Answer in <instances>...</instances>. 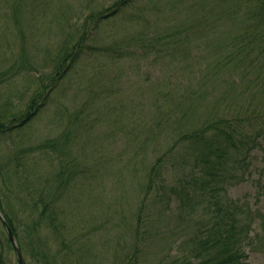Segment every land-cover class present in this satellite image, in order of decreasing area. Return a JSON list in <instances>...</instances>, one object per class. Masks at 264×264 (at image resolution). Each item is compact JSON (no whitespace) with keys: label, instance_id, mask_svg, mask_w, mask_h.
Masks as SVG:
<instances>
[{"label":"rangeland","instance_id":"374dc122","mask_svg":"<svg viewBox=\"0 0 264 264\" xmlns=\"http://www.w3.org/2000/svg\"><path fill=\"white\" fill-rule=\"evenodd\" d=\"M115 1L0 0V74L6 75V81L0 82V106L9 101L12 112H17L35 90L42 92L39 111L5 138L1 162H10L13 151L34 146L29 151V183L38 190L49 189L50 155L56 154L66 178V192L55 203L62 225L34 233L41 262L33 255L28 256V264H50L56 250L65 254V237L68 247H80L87 264H121L124 245L118 248V241H130L126 217L136 220L142 197L139 181L144 182L152 160L162 153L165 137L173 130L170 118L184 116L178 102L191 99L197 91L198 102L211 111L216 92L225 95L222 84L220 88L200 83L191 74L193 59L209 58V47L207 38H199L180 23L190 10V0L183 8H174L175 0H134L114 10ZM83 29L82 59L52 84L49 78L58 56L66 48L71 50ZM184 43L187 50L190 45L192 58L181 62L187 56ZM101 47H115L119 53ZM224 99L222 112L229 102ZM166 102L175 116L163 114ZM186 102L196 106L192 100ZM194 110L196 116L208 114L202 108ZM225 111L231 113L229 104ZM48 140L56 142V150H39ZM263 165L264 143L253 152L249 179L229 189L232 197H246L264 209ZM4 204L12 209L7 197ZM19 220L21 224L22 216ZM23 228L22 223L26 235ZM0 231L4 239L1 224ZM6 241L5 263L19 264L15 248ZM162 247L157 233L150 246L151 263L158 264ZM248 256L252 264H264L263 251L249 250ZM65 258L69 261V256ZM70 259H74L71 252Z\"/></svg>","mask_w":264,"mask_h":264},{"label":"trees","instance_id":"16d2710c","mask_svg":"<svg viewBox=\"0 0 264 264\" xmlns=\"http://www.w3.org/2000/svg\"><path fill=\"white\" fill-rule=\"evenodd\" d=\"M132 1L116 0L112 8L117 10ZM184 1L175 0L174 8H183ZM190 3L187 7L190 10L180 23L187 26L186 30L200 34L199 38H207L209 47V58L193 59L195 67L191 74L200 83L220 88L222 84L225 95L217 91L214 105L207 112L198 102L197 91L191 99L186 97L178 102L184 116L170 118L173 130L165 137L162 153L152 160L144 182L139 181L142 197L135 210L136 220L130 222L126 217L130 241H118V248L126 246L119 252L121 264H153L149 259L150 246L157 233L163 246L161 257L156 251L154 254L158 264H252L249 250L264 252V209L255 207L246 197H232L229 193L232 186L249 179L253 152L264 143V0H190ZM84 43L85 29L77 34L71 50L66 48L58 56L56 70L49 78L52 84L82 59ZM184 49L187 56L181 62L192 58L190 45L188 51L184 43ZM101 50L119 53L115 47ZM5 81L6 75L0 74V82ZM46 87L42 83V88ZM39 90L17 112H12L9 101L0 106V155L5 138L27 125L33 117L30 115L39 111L42 97ZM225 97L229 102H225L222 112ZM186 100H192L197 109L202 108L201 112L208 114L196 116L195 107ZM227 104L230 114L225 111ZM169 105L163 103L162 106H168L163 114L175 116L168 112ZM42 145L44 148L39 150L57 147L55 141L49 140ZM33 147L11 152L10 162L2 163L0 157V209L18 240L26 264L28 256L33 255L41 262L34 233L41 228L57 230L62 225L55 203L66 192L64 169L56 161L57 154L50 155L51 169L46 176L49 189L38 190L29 183L27 170H32L29 151ZM260 172V178H264V165ZM135 177L141 178L136 174ZM31 187L36 188L33 190L36 194L33 195ZM5 197L10 201V210L4 204ZM17 202L22 204L20 208ZM21 216L26 235L21 229ZM0 224L3 228L1 218ZM4 230L6 243L13 245L5 227ZM2 236L0 231V264H6ZM65 239L63 245L68 251L63 254L56 250L50 264L59 260L87 264L79 253L80 247L75 244L68 247ZM65 256H69V261Z\"/></svg>","mask_w":264,"mask_h":264},{"label":"water","instance_id":"95a60500","mask_svg":"<svg viewBox=\"0 0 264 264\" xmlns=\"http://www.w3.org/2000/svg\"><path fill=\"white\" fill-rule=\"evenodd\" d=\"M0 216H1L5 226L7 228V231L9 233L10 237H11L12 242H13V244L15 246V250H16V253H17L19 264H25L23 256H22V253L20 251V248H19V245H18V242H17V239L15 238V236H14V234H13V232H12L8 222H7V220L5 219V217L3 216L1 211H0Z\"/></svg>","mask_w":264,"mask_h":264}]
</instances>
